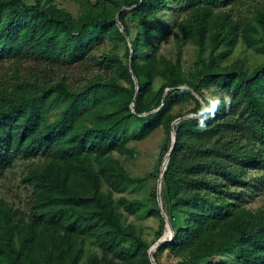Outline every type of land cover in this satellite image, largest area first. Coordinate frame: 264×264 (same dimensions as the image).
Listing matches in <instances>:
<instances>
[{
	"label": "trees",
	"instance_id": "1",
	"mask_svg": "<svg viewBox=\"0 0 264 264\" xmlns=\"http://www.w3.org/2000/svg\"><path fill=\"white\" fill-rule=\"evenodd\" d=\"M75 3L72 14L55 0H0V188L21 161L25 196L15 206L0 195V264H151L119 211L143 202L114 198L139 178L112 152L131 155L127 142L159 127L168 158L161 209L148 213L159 238L162 210L173 236L154 263L264 264V205L247 206L264 191V0ZM169 34L172 56L160 52ZM238 39L261 63L220 64ZM187 43L196 52L184 67ZM71 69L83 81L70 82ZM87 239L98 251L83 259Z\"/></svg>",
	"mask_w": 264,
	"mask_h": 264
},
{
	"label": "rangeland",
	"instance_id": "2",
	"mask_svg": "<svg viewBox=\"0 0 264 264\" xmlns=\"http://www.w3.org/2000/svg\"><path fill=\"white\" fill-rule=\"evenodd\" d=\"M26 2L31 3L32 0H26ZM55 2L65 7L72 14L77 12L75 0H55ZM110 48L111 43L105 42L102 44V46L95 48L94 53L98 56L101 52H106ZM117 50L120 52V54H122L124 46L119 44ZM174 50L175 49L171 41V35L169 34L162 40L160 44V52L164 55L172 56ZM195 52L196 47L193 44L187 43L183 46L182 62L184 67L192 64L193 60L195 59ZM220 52L221 56L219 62L221 65H228L233 61L239 60L242 61L244 66L248 67V69H252L261 63L263 59V55L255 52L251 48H247L241 39H238L236 44L231 49H220ZM97 69L98 66H95L92 61L87 63V71H95ZM83 74V70L81 69H71L66 73V76L69 78L70 82L79 83L83 81ZM158 84L159 80L156 79L153 87L156 88ZM190 107H192L191 103L187 102L186 108L188 109ZM164 138L165 135L163 129L159 127L140 140H129L125 147L132 150L131 155L126 152H119L117 150L112 152L113 157L119 160L122 166L132 177L139 178L138 181L131 184L122 193H114L115 200H117L120 196H124L128 199H137L143 202V207L134 214H130L120 207L119 211L122 214L121 222L123 225H134L137 233L145 241H147L150 246L153 245L158 239V231L160 228L159 217L155 215H149L148 212L152 208L158 206V203H156V186L160 169L162 168V161L164 159V156H162ZM22 170L23 165L21 164V161L17 162L12 170L8 172L7 183H2L0 188V195L6 200L13 202L15 206L20 205L19 203L25 198L23 189L20 185V175ZM249 173L253 172L250 171ZM261 205H264V191L263 193H250L247 206L256 208ZM164 232L165 228L163 233ZM165 234L167 235V231ZM91 251L97 252L98 249L92 239H87L83 259H85ZM160 260L165 262L166 257L163 255L161 256ZM212 260L213 262H228L231 260V256H218L214 257Z\"/></svg>",
	"mask_w": 264,
	"mask_h": 264
},
{
	"label": "water",
	"instance_id": "3",
	"mask_svg": "<svg viewBox=\"0 0 264 264\" xmlns=\"http://www.w3.org/2000/svg\"><path fill=\"white\" fill-rule=\"evenodd\" d=\"M117 26L119 27L120 30H122V27H121V25L119 24L118 21H117ZM130 61H131V57H129V65H130ZM190 116H192V114H186V115L182 116L181 118H187V117H190ZM181 118H177L174 121V123L176 121H178L179 119H181ZM170 139H171V145H170V148H169L168 151L172 150L173 144L175 142V133H174V131L171 132ZM167 158H168V154L164 156V159L162 161V168L160 169L159 178L157 180V186H156V201L158 203L159 209H161V201H160L161 176H162V172H163V170L165 168V163L167 161ZM160 214L164 218V221H165L164 227H165V232L167 231V236H165L166 234L164 232L161 235V237L158 238L156 240V242L149 247V249H148V257H149V260H150L151 264H155L154 260L152 258V254H151L152 251H154L158 245L164 243L165 241H169L172 238V236H173V231H172V228H171V226H170V224H169V222L167 220L166 214L162 210H161Z\"/></svg>",
	"mask_w": 264,
	"mask_h": 264
},
{
	"label": "bare ground",
	"instance_id": "4",
	"mask_svg": "<svg viewBox=\"0 0 264 264\" xmlns=\"http://www.w3.org/2000/svg\"><path fill=\"white\" fill-rule=\"evenodd\" d=\"M165 236H167V235H165Z\"/></svg>",
	"mask_w": 264,
	"mask_h": 264
}]
</instances>
